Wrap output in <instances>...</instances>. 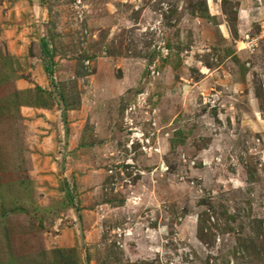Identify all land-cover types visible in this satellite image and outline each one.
I'll list each match as a JSON object with an SVG mask.
<instances>
[{
    "label": "rangeland",
    "instance_id": "rangeland-1",
    "mask_svg": "<svg viewBox=\"0 0 264 264\" xmlns=\"http://www.w3.org/2000/svg\"><path fill=\"white\" fill-rule=\"evenodd\" d=\"M0 264H264V0H0Z\"/></svg>",
    "mask_w": 264,
    "mask_h": 264
},
{
    "label": "trees",
    "instance_id": "trees-1",
    "mask_svg": "<svg viewBox=\"0 0 264 264\" xmlns=\"http://www.w3.org/2000/svg\"><path fill=\"white\" fill-rule=\"evenodd\" d=\"M42 53L46 59V63H45V70L47 73H51L52 72V63H51V52L50 49L47 46V43L45 42V40H42Z\"/></svg>",
    "mask_w": 264,
    "mask_h": 264
}]
</instances>
